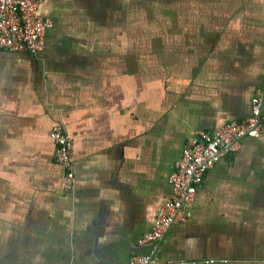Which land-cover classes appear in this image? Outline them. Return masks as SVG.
<instances>
[{
  "label": "crops",
  "instance_id": "crops-1",
  "mask_svg": "<svg viewBox=\"0 0 264 264\" xmlns=\"http://www.w3.org/2000/svg\"><path fill=\"white\" fill-rule=\"evenodd\" d=\"M39 13L41 51L0 50V264H264V120L205 172L186 223L139 244L186 141L245 118L264 87V0H43ZM56 125L74 142L69 192Z\"/></svg>",
  "mask_w": 264,
  "mask_h": 264
},
{
  "label": "built area",
  "instance_id": "built-area-1",
  "mask_svg": "<svg viewBox=\"0 0 264 264\" xmlns=\"http://www.w3.org/2000/svg\"><path fill=\"white\" fill-rule=\"evenodd\" d=\"M43 0H0V50L37 53L44 45V35L52 28V21L40 15ZM264 87L254 92L249 100L245 118L224 124L212 132L199 131L188 139L167 177L169 196L159 207L150 232L139 244L156 245L174 226L188 218L185 205L194 199L207 170L241 146L245 137L256 138L263 125ZM54 143L53 159L64 169V189L69 192L75 182L74 142L71 134L61 126H53L50 133ZM128 264H182L160 261L156 254H134Z\"/></svg>",
  "mask_w": 264,
  "mask_h": 264
}]
</instances>
